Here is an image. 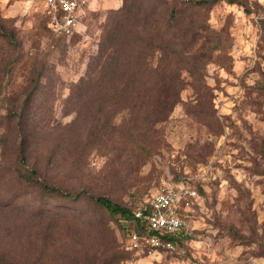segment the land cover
I'll list each match as a JSON object with an SVG mask.
<instances>
[{
    "label": "rangeland",
    "instance_id": "1",
    "mask_svg": "<svg viewBox=\"0 0 264 264\" xmlns=\"http://www.w3.org/2000/svg\"><path fill=\"white\" fill-rule=\"evenodd\" d=\"M195 1L97 0L63 38L41 0H0V264H264V0ZM161 34L193 51L163 63L182 90L156 124ZM180 183L197 196L169 249L132 248L93 200L133 210Z\"/></svg>",
    "mask_w": 264,
    "mask_h": 264
},
{
    "label": "built area",
    "instance_id": "2",
    "mask_svg": "<svg viewBox=\"0 0 264 264\" xmlns=\"http://www.w3.org/2000/svg\"><path fill=\"white\" fill-rule=\"evenodd\" d=\"M41 3L51 31L58 37L71 38L81 31L97 0H41ZM196 196L187 184L180 183L136 205L131 212L135 221L144 226L145 233L133 232L131 247L140 249L142 243L154 250L172 248L174 244L166 238H179L188 228L186 208Z\"/></svg>",
    "mask_w": 264,
    "mask_h": 264
},
{
    "label": "trees",
    "instance_id": "3",
    "mask_svg": "<svg viewBox=\"0 0 264 264\" xmlns=\"http://www.w3.org/2000/svg\"><path fill=\"white\" fill-rule=\"evenodd\" d=\"M227 3L228 5H238L241 7L245 6L240 0H200L195 2H188V5L193 8H204L208 6H213L218 3ZM246 10V9H245ZM128 15L130 12L127 10V8L124 5V8L121 9L120 15ZM176 13L175 11H172L171 17L168 19V25L166 30H173L175 28V25L177 22H175ZM113 32L120 31L119 27L112 30ZM113 39L115 38V43L119 45L118 41V35L112 36ZM158 42V45L155 46V49L157 48L159 51V57L156 59V66L151 70V76L155 80V84L153 85V91L156 92V97H151L148 95V98L145 103V107H149L153 118H155V123H163L167 119L168 115L171 113L175 105L179 102V94L182 90L180 86L177 85V82H180V74L182 72V68L176 67L175 70H172L170 74L168 75L165 71V68L163 67V63L167 62L166 59L170 58L171 56L174 57H180V62L176 63L175 66L184 64L186 59H189L188 56L193 51L192 47H187V43L183 42L180 37L176 38V36H173L172 38H169V36H166L165 34L159 35L158 39H156ZM107 47H105L102 51H100L99 56L97 57L98 61L104 65L102 67H105L107 65H111L109 63L110 56L107 55V57L104 56V50ZM114 70L115 72H119L118 68H120V65L118 62H115ZM163 67V68H162ZM130 73V78H137L140 75V70L136 66H132ZM132 89L128 90L127 85H124V92H129ZM124 97L130 98L131 95H125ZM141 94L140 92L137 94V98H140ZM136 99V97H135ZM150 105V106H149ZM44 190H46L48 193H53L55 189L51 187H47L45 185L42 186ZM70 196L71 195H66ZM95 203L101 207L103 210L107 212L109 217H119L121 221H123L125 224L129 225L131 227V231L136 232L138 234L145 233L144 226H142L139 222L135 221L131 209L123 208L117 204L112 203L107 198H93ZM179 238H166L168 242L173 243L174 245L178 243ZM116 258L113 257V261L115 262Z\"/></svg>",
    "mask_w": 264,
    "mask_h": 264
}]
</instances>
